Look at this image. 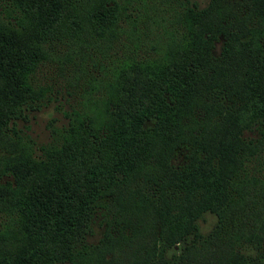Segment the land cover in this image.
Segmentation results:
<instances>
[{"label": "trees", "instance_id": "1", "mask_svg": "<svg viewBox=\"0 0 264 264\" xmlns=\"http://www.w3.org/2000/svg\"><path fill=\"white\" fill-rule=\"evenodd\" d=\"M60 262L264 264V0H0V264Z\"/></svg>", "mask_w": 264, "mask_h": 264}, {"label": "rangeland", "instance_id": "2", "mask_svg": "<svg viewBox=\"0 0 264 264\" xmlns=\"http://www.w3.org/2000/svg\"><path fill=\"white\" fill-rule=\"evenodd\" d=\"M199 6H203L206 4L208 0H193ZM162 10L166 7V4H161ZM157 13H161V9H156ZM156 33L155 26L152 28L151 34L146 36L139 35V38L135 40L140 47L137 48V52L141 53L143 51H147L149 54L153 52L149 49L150 42L148 39L150 37H154ZM133 48V45L130 46ZM126 48V47H125ZM129 48V49H131ZM128 49V48H127ZM132 50V49H131ZM82 65L85 68V58H82L80 55H75L73 57L72 62H68L65 65L62 73L58 72V66L56 62L49 61L44 65H40L35 73V78L37 82L41 85H49L52 90L59 89L61 86L60 83H64L63 79H70L74 81L72 78V74L76 76L81 73V71H75L76 67ZM76 66V67H75ZM73 70V71H72ZM75 83L74 94L73 97L78 98L79 93L81 92L82 86L84 87L85 78H79ZM45 101V100H44ZM66 105V103H65ZM64 103L57 101L55 99L48 100L43 102L38 108L31 109L26 113V119L18 120V127L23 128L25 132L30 135V137L37 143H43L49 139V128L47 127L48 122H52L55 125H62L66 121V117L63 113L65 108ZM215 221V217L213 214L209 212H205L200 216L197 220L198 228L201 232H206L210 229ZM101 227L98 225L94 226V234L90 237L92 241L96 240L100 235ZM58 264H69L68 262H60Z\"/></svg>", "mask_w": 264, "mask_h": 264}]
</instances>
